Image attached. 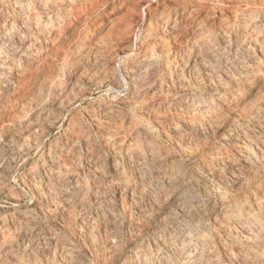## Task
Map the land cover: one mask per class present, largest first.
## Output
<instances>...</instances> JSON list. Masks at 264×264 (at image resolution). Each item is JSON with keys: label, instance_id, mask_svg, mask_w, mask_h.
<instances>
[{"label": "rangeland", "instance_id": "rangeland-1", "mask_svg": "<svg viewBox=\"0 0 264 264\" xmlns=\"http://www.w3.org/2000/svg\"><path fill=\"white\" fill-rule=\"evenodd\" d=\"M263 38L264 0H0V264H264Z\"/></svg>", "mask_w": 264, "mask_h": 264}, {"label": "bare ground", "instance_id": "bare-ground-1", "mask_svg": "<svg viewBox=\"0 0 264 264\" xmlns=\"http://www.w3.org/2000/svg\"><path fill=\"white\" fill-rule=\"evenodd\" d=\"M260 37H261V35L259 36V39H260ZM263 37V36H262ZM257 39V38H256ZM258 39V40H259ZM264 39V38H263ZM259 41H261V42H263V40H259ZM258 41V42H259ZM257 43V42H256ZM259 44V43H258ZM261 45H262V43H261ZM261 45H260V47H261ZM259 46V45H258ZM233 61V60H232ZM235 62V61H234ZM258 110H260V109H258ZM260 112V111H259ZM262 112V111H261ZM260 112V113H261ZM254 113V112H253ZM253 113H252V115H253ZM257 114V113H256ZM256 114H254V116L256 115ZM253 116V117H254ZM257 117V116H256ZM248 118V117H247ZM251 118H252V116H251ZM249 119H250V116H249ZM254 119H256V118H254ZM247 120V119H246ZM245 120V121H246ZM252 121H253V119H252ZM176 168V167H175ZM179 169V168H178ZM177 170V169H176ZM179 170H181V169H179ZM173 172V171H172ZM171 174V173H170ZM177 174V173H176ZM172 175H173V173H172ZM179 175H181L180 173H179ZM174 176V175H173ZM188 176V175H187ZM172 177V176H171ZM176 177V176H175ZM188 177H190V176H188ZM188 177H186V178H188ZM177 179V178H176ZM178 179H179V177H178ZM183 179V178H182ZM190 179V178H189ZM182 181V180H181ZM184 181V180H183ZM173 183H174V181H172ZM181 183H179V185H180ZM182 186H184V185H182ZM188 186V185H187ZM178 188V187H177ZM188 188V187H187ZM187 188H186V190H187ZM180 191V190H179ZM172 192H174V191H172ZM182 193V192H181ZM183 194V193H182ZM177 195V194H176ZM174 198V197H173ZM173 198H171V200H173ZM169 199V198H168ZM175 200V199H174ZM178 200H179V198H178ZM169 201V200H168ZM167 201V202H168ZM168 204H170V201H169V203ZM165 205H167V204H165ZM163 206V205H162ZM169 207V206H168ZM163 208H165L164 206H163ZM166 209V208H165ZM251 222H252V220H251ZM250 222V223H251ZM252 225H257V224H259V221H258V219L256 218V219H254V221L251 223ZM258 226V225H257Z\"/></svg>", "mask_w": 264, "mask_h": 264}]
</instances>
